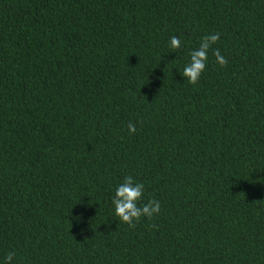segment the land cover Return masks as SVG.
<instances>
[{"label":"trees","instance_id":"1","mask_svg":"<svg viewBox=\"0 0 264 264\" xmlns=\"http://www.w3.org/2000/svg\"><path fill=\"white\" fill-rule=\"evenodd\" d=\"M215 33L192 85L189 52ZM127 175L161 205L135 227L112 204ZM9 252L264 264V0H0V264Z\"/></svg>","mask_w":264,"mask_h":264},{"label":"clouds","instance_id":"2","mask_svg":"<svg viewBox=\"0 0 264 264\" xmlns=\"http://www.w3.org/2000/svg\"><path fill=\"white\" fill-rule=\"evenodd\" d=\"M219 36V33H215L202 37L200 47L189 52L190 61L184 67L181 75L186 77L190 84L195 85L198 83L206 67L208 51L211 45L218 41ZM169 46L172 49H180L182 46L181 40L176 36H172ZM214 55L218 64L221 66L227 65L228 61L220 54L219 49L214 50ZM128 130L130 133H135V124L129 122ZM144 190V184L134 182L131 175L125 176L123 182L115 189V195L112 198L115 215L129 227H135V224L140 221L141 217L151 218L161 210L160 202L155 198L149 199L147 203L140 204ZM14 257L15 253L9 252L5 258V264H11Z\"/></svg>","mask_w":264,"mask_h":264}]
</instances>
